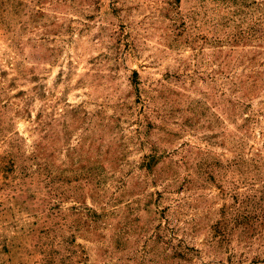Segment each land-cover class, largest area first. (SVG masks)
Listing matches in <instances>:
<instances>
[{
  "label": "rangeland",
  "instance_id": "obj_1",
  "mask_svg": "<svg viewBox=\"0 0 264 264\" xmlns=\"http://www.w3.org/2000/svg\"><path fill=\"white\" fill-rule=\"evenodd\" d=\"M0 264H264V0H0Z\"/></svg>",
  "mask_w": 264,
  "mask_h": 264
}]
</instances>
